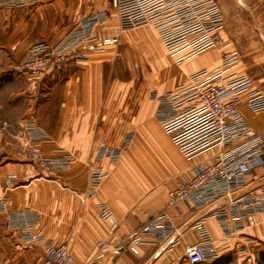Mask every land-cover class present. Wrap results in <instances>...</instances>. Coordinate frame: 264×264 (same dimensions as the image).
<instances>
[{"label": "crops", "instance_id": "obj_1", "mask_svg": "<svg viewBox=\"0 0 264 264\" xmlns=\"http://www.w3.org/2000/svg\"><path fill=\"white\" fill-rule=\"evenodd\" d=\"M104 7L111 14L97 36L99 42L117 38L116 45H83L77 58L47 70L36 81L11 71L33 45L59 44L80 18ZM111 7V0H41L33 7L0 9V123L9 124V134L0 137V198L7 178L17 185L5 195L6 211L33 222V230L47 239L65 243L75 264H90L101 242H116L164 211L172 218V234L156 245L125 252L117 263L168 264L181 259L199 242L194 226L204 221L216 258L203 264L222 257L230 259L229 264H257L264 253V213L249 215L245 226L235 229L227 198L195 212L184 203L167 209L168 193L191 177L197 163L209 160L211 152L192 159L182 156L161 128L153 95L186 84L202 69L217 68L222 54L229 52L237 53V62L226 74L248 76L253 89L264 93V0H259L257 15H223V44L181 63L164 51L151 27L135 29H143L139 35L145 37L139 43L145 49L140 60L135 63L126 54L125 63L115 58L117 46L130 47L127 37L135 30L119 31ZM237 107L251 130L264 139V111L252 113L242 101ZM28 123L45 134L39 147L44 156L71 157L67 169L47 174L16 155ZM129 135L132 141L116 163L97 158L102 146L121 147ZM95 167L104 168L108 176L94 197L82 201ZM262 189L264 165L247 176L232 198L257 195ZM99 204L110 209L118 224L112 233L97 215ZM218 212L227 217L231 234L212 217ZM111 248L94 264H113ZM43 258L42 247L22 243L0 214V264L39 263Z\"/></svg>", "mask_w": 264, "mask_h": 264}, {"label": "built area", "instance_id": "obj_2", "mask_svg": "<svg viewBox=\"0 0 264 264\" xmlns=\"http://www.w3.org/2000/svg\"><path fill=\"white\" fill-rule=\"evenodd\" d=\"M41 0H0V9L16 10L33 7ZM119 31L151 27L164 51L177 57L181 63L197 54L216 49L223 44L221 30L224 26L223 13L216 0H111ZM105 10L94 11L80 18L77 28L55 46L45 43L33 45L25 59L18 62L12 71L25 74L36 81L47 70H58L69 58H77L76 51L83 45H116L117 38L99 42L97 30L109 20ZM237 53L221 56L220 65L213 70L202 69L188 77L187 83L161 95L154 93L157 101L156 116L161 128L169 136L182 156L192 159L211 152L210 159L197 163L191 177L168 193L167 209L180 203L187 205L190 212L210 205L221 198H227L231 207V219L235 229L245 226L248 216L264 213V189L257 195L232 198L246 183L254 169L264 165V139L251 130L240 114L237 103L242 101L252 113L264 111V93L253 89V81L245 75L226 74L236 65ZM9 124L0 123V137L9 134ZM45 134L33 123L24 127L16 155L37 165L44 173L56 174L70 166L71 157L44 156L39 147ZM132 141L127 136L121 147L102 146L97 152L98 159L116 163L125 148ZM108 172L102 167L90 170L82 201L95 196L97 189L107 178ZM17 185L12 177L7 178L1 189L0 214L8 230L16 233L24 244L42 247L44 258L41 262L24 264H75L65 243L47 239L33 230V222L8 213L5 209V195ZM97 215L112 233L118 224L110 209L97 206ZM218 219L227 234L233 231L224 213L212 215ZM194 228L199 237L196 245L188 247L181 259L168 264H203L216 258L210 235L204 221ZM234 229V230H235ZM174 231L172 218L164 211L129 233L124 238L101 242L90 264L110 256L117 263L125 252L135 247L156 245Z\"/></svg>", "mask_w": 264, "mask_h": 264}, {"label": "rangeland", "instance_id": "obj_3", "mask_svg": "<svg viewBox=\"0 0 264 264\" xmlns=\"http://www.w3.org/2000/svg\"><path fill=\"white\" fill-rule=\"evenodd\" d=\"M216 1L220 6L223 15H257V7L259 5V0H216ZM111 6H112V2H111ZM102 10H105V7ZM111 10L113 11V6L111 7ZM105 11L111 14V11L108 10ZM141 30L143 29L135 30L128 34V35H132V37L130 36L127 37L128 41L130 42V47H127L125 45L123 46V44L117 46L115 58L119 59L120 61H123L124 63L126 59L125 54L128 55V60H133L135 63L141 59V56L144 54L143 50L145 51V49L141 47V44H139L141 42V39H145V37H141L139 35V31ZM133 35L135 36L133 37ZM121 43H125V42L123 41ZM154 48L155 46L152 45L153 51L155 50ZM154 52L157 53L158 51L155 50ZM158 54L161 55V53ZM136 69L137 67H135L134 70ZM122 70H124V68H122Z\"/></svg>", "mask_w": 264, "mask_h": 264}, {"label": "trees", "instance_id": "obj_4", "mask_svg": "<svg viewBox=\"0 0 264 264\" xmlns=\"http://www.w3.org/2000/svg\"><path fill=\"white\" fill-rule=\"evenodd\" d=\"M230 259H226L224 257L217 259L212 264H229ZM257 264H264V253L260 255Z\"/></svg>", "mask_w": 264, "mask_h": 264}]
</instances>
